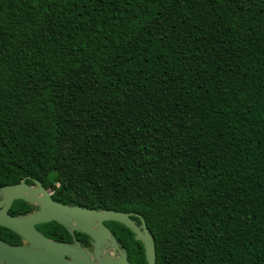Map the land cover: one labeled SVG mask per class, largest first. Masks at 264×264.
Returning a JSON list of instances; mask_svg holds the SVG:
<instances>
[{"label": "trees", "instance_id": "1", "mask_svg": "<svg viewBox=\"0 0 264 264\" xmlns=\"http://www.w3.org/2000/svg\"><path fill=\"white\" fill-rule=\"evenodd\" d=\"M23 180L139 215L156 264H264V0H0V188Z\"/></svg>", "mask_w": 264, "mask_h": 264}, {"label": "water", "instance_id": "2", "mask_svg": "<svg viewBox=\"0 0 264 264\" xmlns=\"http://www.w3.org/2000/svg\"><path fill=\"white\" fill-rule=\"evenodd\" d=\"M32 182L33 185H28L23 180L0 188V227L14 232L25 243L16 246L0 239V264H130L124 248L120 247L105 222H116L129 229L134 239L142 244L146 264H156L153 238L139 215L134 214L140 219V227L130 218L131 213L64 205L55 202L40 182ZM17 200L37 209L24 215H10L8 211ZM50 222L65 228L72 237V243L50 240L37 230V225ZM77 232L90 238L92 252L80 247L75 238ZM105 247L113 254H103Z\"/></svg>", "mask_w": 264, "mask_h": 264}, {"label": "flooded vegetation", "instance_id": "3", "mask_svg": "<svg viewBox=\"0 0 264 264\" xmlns=\"http://www.w3.org/2000/svg\"><path fill=\"white\" fill-rule=\"evenodd\" d=\"M31 205V204H30ZM31 206H33L34 207V209L31 211V212H33V211H35L37 208H36V206H34V205H31ZM30 212V213H31ZM132 215L130 216V218L134 221V223L137 225V226H141V222H140V219L136 216V215H134L135 213H131ZM133 217H135V219L133 218ZM104 225L110 230V224H109V222H105L104 223ZM111 232V231H110ZM112 233V232H111ZM75 234H80L81 236H80V239H77L76 238V235H75V238L79 241V243H80V247L83 249V250H87V251H89V252H92L93 251V245H92V241L90 240V238L88 237V236H86V238H84V237H82V235H84V234H81V233H75ZM134 237V236H133ZM65 243H72V237H71V240H70V242H65ZM23 244H25L24 242H23V240L21 239V238H19L18 240H15V242L14 243H12L11 245H23ZM142 245V244H141ZM121 247V246H120ZM122 248V247H121ZM102 253L103 254H113V252H112V250H109V248L108 247H105L103 250H102ZM115 256H117V254H114ZM90 257V259L91 260H93V261H95V259H93L92 258V256H89Z\"/></svg>", "mask_w": 264, "mask_h": 264}]
</instances>
